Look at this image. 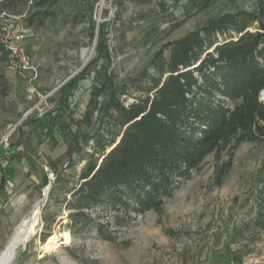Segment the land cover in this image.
<instances>
[{
  "label": "rangeland",
  "instance_id": "1",
  "mask_svg": "<svg viewBox=\"0 0 264 264\" xmlns=\"http://www.w3.org/2000/svg\"><path fill=\"white\" fill-rule=\"evenodd\" d=\"M259 1L59 0L43 22L41 8L31 3L23 16L1 17L0 194L7 187L6 201L20 197L24 204L19 214L5 216L10 230L0 259L19 225L37 211L36 232L12 264H264V143L241 144L230 167L229 154L219 161L208 156L166 200L162 216H137L118 243L94 231L71 235L69 243L62 237L71 213L66 191L84 165L71 161L89 149L112 97L152 72L154 54L167 43L211 18L253 11ZM129 95L126 103L136 93ZM26 130L38 132L37 147L23 146ZM53 236L59 246L46 252Z\"/></svg>",
  "mask_w": 264,
  "mask_h": 264
},
{
  "label": "trees",
  "instance_id": "2",
  "mask_svg": "<svg viewBox=\"0 0 264 264\" xmlns=\"http://www.w3.org/2000/svg\"><path fill=\"white\" fill-rule=\"evenodd\" d=\"M58 1L0 0V18L23 16L31 3L43 22ZM150 67L112 97L89 149L71 161L84 164L66 191L73 237L94 231L118 243L137 216H162L208 156L227 153L230 167L241 144L264 143V0L167 43ZM130 89L136 95L126 103Z\"/></svg>",
  "mask_w": 264,
  "mask_h": 264
},
{
  "label": "bare ground",
  "instance_id": "3",
  "mask_svg": "<svg viewBox=\"0 0 264 264\" xmlns=\"http://www.w3.org/2000/svg\"><path fill=\"white\" fill-rule=\"evenodd\" d=\"M85 54V52L83 53ZM38 210V209H37ZM37 211L33 213L30 221L28 219L24 220L17 228L15 234L11 238L9 244L7 245L5 251L1 255L0 264H12L14 261L18 248L28 241L27 239L36 232V227L38 224ZM65 243H69L72 238L69 232H65L62 236ZM59 238L53 236L45 245L44 249L46 252H51L55 250L59 245Z\"/></svg>",
  "mask_w": 264,
  "mask_h": 264
},
{
  "label": "crops",
  "instance_id": "4",
  "mask_svg": "<svg viewBox=\"0 0 264 264\" xmlns=\"http://www.w3.org/2000/svg\"><path fill=\"white\" fill-rule=\"evenodd\" d=\"M27 134L26 137H24V143L23 146L28 147H37L39 145V139H38V132L35 133L32 130H26ZM10 193L9 189L6 187L5 191L2 189L0 194V228L3 230L6 229L5 233H2V236L0 235V248L4 245L5 238L7 237V230L9 229L8 224L6 223L5 218L8 217L7 214L12 211L14 214H19L21 211V208L23 207V199L18 197L16 201L7 200L4 198V193ZM11 201V203H10ZM6 216V217H5Z\"/></svg>",
  "mask_w": 264,
  "mask_h": 264
}]
</instances>
